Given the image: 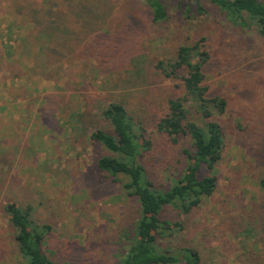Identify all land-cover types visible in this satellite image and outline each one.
<instances>
[{
	"label": "rangeland",
	"instance_id": "rangeland-1",
	"mask_svg": "<svg viewBox=\"0 0 264 264\" xmlns=\"http://www.w3.org/2000/svg\"><path fill=\"white\" fill-rule=\"evenodd\" d=\"M119 1L114 0L117 9L136 14L123 25L126 39L92 38L97 43L90 50L92 60L69 64L92 79L83 86L76 79L75 91L66 93L54 59L41 68L27 66L20 55L27 14L47 18L56 0H0V264H22L5 213L9 203L30 205L38 223L52 226L45 251L56 264H118L120 234L124 227L132 228L139 205L121 195L119 185L104 181L97 169L106 154L90 141L101 124L99 107L112 100L125 106L152 143L141 159L149 177L156 184H170L185 169L181 148L188 143L170 142L156 125L168 101L181 95L182 83L158 75L154 66L174 56L181 44L202 38L211 56L205 71L209 96L226 97L229 104L218 118L225 136L224 159L211 199L190 215L167 214L185 230L165 243L196 249L203 264H239L237 257L264 260L249 255L236 237L242 226L257 231L258 215L264 213V193L256 185L264 172V40L253 32L242 34L213 9L187 21L166 0L171 19L156 25L142 2ZM98 58L106 65L101 76L92 72ZM81 101L90 104L84 123L74 116Z\"/></svg>",
	"mask_w": 264,
	"mask_h": 264
},
{
	"label": "trees",
	"instance_id": "trees-1",
	"mask_svg": "<svg viewBox=\"0 0 264 264\" xmlns=\"http://www.w3.org/2000/svg\"><path fill=\"white\" fill-rule=\"evenodd\" d=\"M137 1L148 8L151 23L163 25L170 21L166 0ZM168 1L170 7L187 21L205 17L213 9L225 23L242 34L254 33L264 40V2ZM110 2L113 5L104 6ZM123 2L129 3L121 0L119 4ZM114 5V0H56L47 18L27 14V34L20 45L25 64L44 68L51 66L50 60L54 59L52 66L63 73V84L60 82L62 85L59 86L66 89V93L75 91L76 79L85 85L86 80L92 78L75 73L69 64L76 60H92L90 50L97 45L92 38L126 39L123 33L127 26L123 25L136 17L129 10L117 9ZM98 6L102 8L100 12ZM204 39L181 44L174 56L159 59L154 66L158 75L168 80L180 78L182 83L181 95L168 101L167 112L156 125L157 132L167 136L170 142L178 144L180 139H186L188 143L181 148L186 160L185 169L182 174L170 178V184H156L149 177L141 159L152 148V143L146 135L147 130L135 121L125 106L112 100L99 107L101 124L95 126L90 141L93 146L100 145L106 154L98 159L97 169L104 181L119 185L120 194L135 198L139 205V215L132 228L124 227L120 234L118 264H203L202 255L196 249L172 248L165 240L173 239L185 230L180 222L169 219L167 214L173 211L178 218L192 214L215 195L219 186L216 171L224 159L225 136L218 118L228 112L229 104L226 97L209 96L205 71L211 56L205 49ZM81 44H84L82 48ZM94 61L96 67L92 66V72L101 76L106 65L100 58ZM76 106L78 111L74 116L84 123L90 104ZM256 185L264 193V172ZM33 211L30 205H5L22 264H56L45 251L52 226L38 223ZM258 216L257 231L253 228L244 230L242 226L241 235L238 232L236 237L241 239L239 244L244 246L243 250L259 258L264 256V213ZM237 260L239 264H264V260L257 263L239 257Z\"/></svg>",
	"mask_w": 264,
	"mask_h": 264
},
{
	"label": "crops",
	"instance_id": "crops-1",
	"mask_svg": "<svg viewBox=\"0 0 264 264\" xmlns=\"http://www.w3.org/2000/svg\"><path fill=\"white\" fill-rule=\"evenodd\" d=\"M259 1L264 2V0H259Z\"/></svg>",
	"mask_w": 264,
	"mask_h": 264
}]
</instances>
